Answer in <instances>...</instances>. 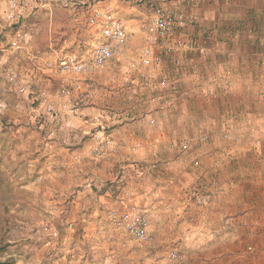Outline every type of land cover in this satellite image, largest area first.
<instances>
[{"label":"rangeland","instance_id":"obj_1","mask_svg":"<svg viewBox=\"0 0 264 264\" xmlns=\"http://www.w3.org/2000/svg\"><path fill=\"white\" fill-rule=\"evenodd\" d=\"M17 1L21 11L14 24L4 15L7 0L0 2V264H190L199 252L187 243L193 235L190 226L177 227L181 218L157 212L179 207L174 199L177 193L187 201L200 195L189 183L190 177L183 175L188 184L181 191L175 186L176 173L152 183L159 175L157 169H140L150 159L167 162L171 155L148 151V158L139 153L136 160L126 159L134 154L130 152L118 157L117 151L95 155V132L102 126L117 141L115 130L120 126L127 129L124 123L152 115L140 126L143 132L133 134V144L143 145L140 139H152L167 145L195 139L201 133L205 143L211 141L209 130L213 128L219 132L215 134L218 140L230 139L233 146L264 143V115L254 114L260 111L259 95H264V89L221 86L212 89L211 115H180L186 110L176 108L181 87L173 76L194 50L180 53L179 65L168 55L157 66L132 67L144 47L158 49V44L146 39L141 24L157 6L167 12H182L185 25L176 29L170 41L182 38L194 46L187 37L189 30L202 32L204 28V32L219 34L218 25L199 24L186 8L171 10L165 0ZM182 1L186 4L188 0ZM101 9H111L124 22L129 40L119 58L102 69L83 77L66 75L70 92L63 93L60 64L70 55L89 56L99 36L87 18ZM12 36L19 39V48L10 47ZM225 48L231 53L225 50L203 63L225 62L233 71L229 78L238 83L234 69L242 50L237 42L227 43ZM245 59L252 63L251 55ZM212 66L216 69L214 63ZM142 72L148 86H144ZM154 72L166 77L175 90L168 108L160 106V99H152L159 92L153 85ZM223 74L221 70L210 76L219 80ZM252 74H244L247 83L254 78ZM169 87L163 90L169 92ZM207 96L200 95V106ZM185 97L190 99L188 93ZM70 101L73 112H67ZM236 129L244 130L239 140ZM158 131L164 135L158 136ZM190 161L191 156L185 154L188 172ZM160 189L161 194L151 196ZM133 206L147 210L152 227L148 228L151 238L147 243L135 240L116 218ZM171 252L177 254L173 259L168 256Z\"/></svg>","mask_w":264,"mask_h":264},{"label":"crops","instance_id":"obj_2","mask_svg":"<svg viewBox=\"0 0 264 264\" xmlns=\"http://www.w3.org/2000/svg\"><path fill=\"white\" fill-rule=\"evenodd\" d=\"M3 1L5 0H0ZM165 3L169 4L171 10L186 8L189 16L195 15L199 24L219 26V34L204 32V28L202 32L189 30L190 33L187 34L190 38L188 40L195 43L194 51H191L192 56L186 57L181 66L175 68L177 75L173 76L181 87L176 108L186 110L180 115H211L209 106L212 89L221 86L264 89V0H188L186 4L182 0H165ZM234 42H237L242 50L239 51L238 67L234 69L235 73H238V83L229 78L228 73L233 71L225 62L216 60L203 63L209 57H218L219 53L225 50L230 54V48H225V45ZM247 55L252 56V63L246 61ZM187 64L189 65L186 67ZM221 70L224 71V78L218 80V77L210 76L213 72ZM248 71L254 75L250 83H247L244 75ZM187 93L190 99L185 97ZM203 94L208 96L202 107L199 101L200 95ZM259 97L260 111L255 110L254 114L264 115V95L260 94ZM201 101L203 102V99ZM151 116L142 115L140 119L133 117L124 123L127 129L120 126L115 130L117 141L113 139L117 145L116 157L130 152L134 154L126 159L136 160L140 156L139 153H145L144 157L148 158V151H159L162 154L166 152L171 155L170 160L160 162L150 159L147 161L148 165L145 164L140 170L145 172V169H157L155 171L159 175L152 183L159 182L162 179L160 177L165 174H178L175 186L180 191L188 184L183 175L190 177L189 183L195 186L200 196L196 199L190 198V202L186 197L183 198L180 192L176 195L178 197H174L180 204L179 207L172 210L167 208L166 213L157 209L159 215L172 214L181 218L179 223H175L177 227L190 226L193 235L187 243L199 251L192 257L190 264H264V143H237L233 146L229 144L230 139L218 140L215 134L219 132L213 128L214 131L209 130L211 141L207 140L205 143L201 142V134H204L201 133L195 139L173 141L167 145L163 140L153 142L152 139H140L144 142L143 145L133 144V134L140 130L143 132L140 126L144 127ZM211 117L214 123L216 118L214 115ZM236 131L239 140V134L244 130ZM144 132L148 131L144 129ZM170 132L179 136L177 131L175 133L169 130ZM160 134L164 135L158 131L157 135ZM135 144L140 147L131 151ZM165 147H168L167 151ZM185 154L191 156L189 172L186 162H183ZM164 182L167 183V180ZM154 186L158 188L157 183ZM160 191L161 189L153 191L151 196L161 194L158 193ZM152 213L154 214L155 210L151 211ZM188 217L191 223H187ZM148 228L152 229L150 221Z\"/></svg>","mask_w":264,"mask_h":264},{"label":"built area","instance_id":"obj_3","mask_svg":"<svg viewBox=\"0 0 264 264\" xmlns=\"http://www.w3.org/2000/svg\"><path fill=\"white\" fill-rule=\"evenodd\" d=\"M20 11L21 7L17 0H7V7L4 15L10 24L17 23ZM87 19L89 25L96 30L99 40L97 44H94L89 56L70 55L61 62L59 72L62 73L61 80L64 83L62 92L66 94L70 92L67 88L68 86H66L68 84H65V80L67 79L66 75L71 74L83 77L102 69L111 60L119 58L122 48L129 40V33L126 25L111 9L94 10ZM185 21L186 19L182 12H167L161 6L154 8L152 16L149 20L141 24V28L146 39L151 44H158V49L154 51L152 46L144 47L139 55L138 61L131 62L130 66L135 67V65L140 64V68L142 69L148 66H157L162 63L163 58L168 55L173 56L174 63L179 65L181 62V58L179 57L180 53L194 50V45L191 42H186L182 38H174L170 41L176 29H180L185 25ZM26 35L27 33L24 32V36ZM9 44L12 48L20 47L19 39L14 36L11 37ZM153 75L155 78V83L153 85L159 92L152 99H160V106L168 108L172 99L170 96L175 94V90L169 87V81L166 77L156 72H154ZM141 76L144 78V86H146V84L148 86L149 82L147 80L148 78L145 77L146 73L142 72ZM10 79L12 80L13 77ZM168 87L170 89L169 92L166 91V93L163 89ZM74 108V103L70 101V107H67V112H73L75 110ZM95 119L99 120L96 116ZM93 138L95 139L93 147L95 155H103L117 150L115 140L109 132L103 130L102 126L95 132ZM137 148L138 144L131 147L134 151ZM116 218L118 219V223H122L125 230L135 240L146 243L150 240L151 235L148 230L149 221L146 209L133 206L127 213L118 215ZM168 256L173 259L177 254L171 252Z\"/></svg>","mask_w":264,"mask_h":264}]
</instances>
